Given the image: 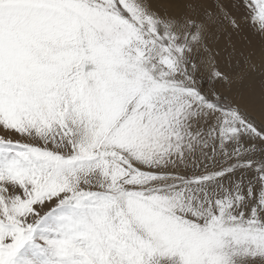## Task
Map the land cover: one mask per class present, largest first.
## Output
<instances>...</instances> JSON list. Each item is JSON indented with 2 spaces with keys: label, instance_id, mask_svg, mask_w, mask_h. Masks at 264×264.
<instances>
[{
  "label": "snow or ice",
  "instance_id": "obj_1",
  "mask_svg": "<svg viewBox=\"0 0 264 264\" xmlns=\"http://www.w3.org/2000/svg\"><path fill=\"white\" fill-rule=\"evenodd\" d=\"M246 25L264 0H0V264H264V86L202 75Z\"/></svg>",
  "mask_w": 264,
  "mask_h": 264
},
{
  "label": "bare ground",
  "instance_id": "obj_2",
  "mask_svg": "<svg viewBox=\"0 0 264 264\" xmlns=\"http://www.w3.org/2000/svg\"><path fill=\"white\" fill-rule=\"evenodd\" d=\"M240 35L239 38L242 37L240 39V45L239 42H235L233 43L234 47L230 49L227 47L225 42H221L218 47L215 48V50L219 53L217 56V66L221 71L231 75H238V77L242 79V82L232 84L230 90L248 92L249 90L255 89L258 99L260 89L264 86V43H262L261 38L253 33L247 25ZM255 36H257L256 40L258 43L255 41ZM244 41H253V44L259 45V43H261L262 45L258 46L260 47L259 55L254 56V53L252 57L249 55L251 57L250 64L241 67L239 65L241 61L244 60L245 57H248L246 54L243 55L241 52L242 47L240 46H243L242 42L244 43ZM232 51L234 53H232ZM235 64H237V67H235Z\"/></svg>",
  "mask_w": 264,
  "mask_h": 264
},
{
  "label": "rangeland",
  "instance_id": "obj_3",
  "mask_svg": "<svg viewBox=\"0 0 264 264\" xmlns=\"http://www.w3.org/2000/svg\"><path fill=\"white\" fill-rule=\"evenodd\" d=\"M239 35L233 36L232 43H230L231 45L230 44H226L228 48L231 49L233 47V43H235V42H239V45L241 44L240 43L241 42L240 39L242 37L239 38L241 36V35L240 36ZM256 37L257 36H255L254 38H255L256 43H258L257 40H256ZM243 39H245V38H243ZM249 42H250L251 45L249 44ZM242 44H243V46L241 45L240 47H242V51L241 52L243 53V55L246 54V56H249L250 55L251 57L253 56V53H254V56H258L259 55V53H260V49L259 48L260 47H258V46H261L262 45L261 43H259V45H257V44H253V41H244V43L242 42ZM232 53H234V52L232 51ZM243 63H244V60H242L239 65L242 67V66L245 65V63L244 64ZM240 66H238V67H240ZM235 67H237V64H235ZM202 75L204 76V85L203 86L206 89H209V88H213L214 87V88H216L217 90H219L221 92H228L230 90V87H231L232 84L238 83V82L239 83L242 82V79H240L238 77V75H231V74L228 73L227 75L232 80L231 85H229L227 83L209 84L208 83V74H207V71L205 70L204 72H202Z\"/></svg>",
  "mask_w": 264,
  "mask_h": 264
}]
</instances>
